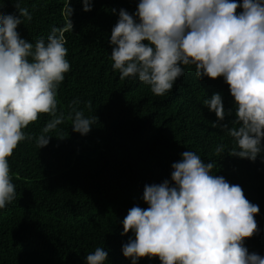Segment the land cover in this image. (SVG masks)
I'll return each instance as SVG.
<instances>
[{"label":"trees","instance_id":"1","mask_svg":"<svg viewBox=\"0 0 264 264\" xmlns=\"http://www.w3.org/2000/svg\"><path fill=\"white\" fill-rule=\"evenodd\" d=\"M83 2L69 0L73 30L64 35L70 70L56 97L57 114L65 119L39 149L35 138L52 117L38 114L23 129L32 139L21 141L8 158L16 199L0 209V264H85L96 247L108 252L107 264H130L121 248L134 237L131 230L122 235L121 221L134 205L147 207L144 186L169 179L171 164L186 150L214 162V175L240 185L246 199L259 206L258 232L243 243L264 256V152L255 161L231 156L235 142L212 127L217 118L203 104L221 94L226 112L221 123L231 126L235 106L228 85L222 77L199 79L194 65L183 66L184 75L163 96L138 79H120L112 68L109 38L119 10L133 14L139 0H90L87 12ZM15 3L0 0V12H15ZM65 3L20 0L32 16L17 26L20 36L34 44L53 27H63ZM75 98L85 116L97 118L83 136L72 131L69 118ZM218 145L224 146L220 154ZM138 264L160 261L144 257Z\"/></svg>","mask_w":264,"mask_h":264},{"label":"clouds","instance_id":"2","mask_svg":"<svg viewBox=\"0 0 264 264\" xmlns=\"http://www.w3.org/2000/svg\"><path fill=\"white\" fill-rule=\"evenodd\" d=\"M13 7V13L0 12V209L16 199L8 158L21 141L32 139L23 129L38 114L51 115L35 138L40 149L65 119L57 114L56 97L70 70L64 33L73 30V8L66 0L63 27H53L33 44L17 31L31 13L20 0ZM91 8L84 0L83 11ZM109 44L120 79H138L156 96L173 89L183 66L194 65L199 79L222 77L235 119L231 126L221 123L226 112L221 94L214 93L203 101L217 118L212 127L235 142L231 156L255 161L264 152V0H139L135 13L119 10ZM79 103L71 102L69 118L72 131L83 136L97 118L85 116ZM223 151V145L215 149ZM214 166L186 150L171 164L169 179L144 186L147 207L134 205L121 221L122 235L131 230L134 237L121 248L130 264L144 257L160 264H264V256L243 243L258 232L259 206L246 199L240 185L214 175ZM107 255L96 247L85 264H107Z\"/></svg>","mask_w":264,"mask_h":264}]
</instances>
